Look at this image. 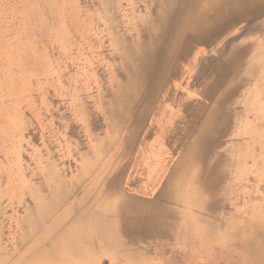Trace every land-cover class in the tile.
Here are the masks:
<instances>
[{
    "label": "rangeland",
    "instance_id": "obj_1",
    "mask_svg": "<svg viewBox=\"0 0 264 264\" xmlns=\"http://www.w3.org/2000/svg\"><path fill=\"white\" fill-rule=\"evenodd\" d=\"M160 4L0 0V264H264V12L230 28L245 48L230 80V117L210 153L192 151L187 171L176 172L177 201L158 200L173 209L171 220L156 214L166 233L139 238L116 223L105 231L87 214L94 203L116 207L104 192L114 190L115 172L121 181L136 173L156 198L166 165L179 158L166 153L165 138L179 99L197 95L186 71L132 128L131 98L122 101L131 89L123 59L156 34L147 27ZM209 163L221 170L218 187L207 185Z\"/></svg>",
    "mask_w": 264,
    "mask_h": 264
},
{
    "label": "bare ground",
    "instance_id": "obj_2",
    "mask_svg": "<svg viewBox=\"0 0 264 264\" xmlns=\"http://www.w3.org/2000/svg\"><path fill=\"white\" fill-rule=\"evenodd\" d=\"M159 6L162 13L147 27V31L154 29L156 34H149V41L145 45L138 42V49L132 53L130 59H123V70L126 71V79L131 82V89L130 93L122 96V101L127 97L131 98L130 103L125 104L124 110L129 109L128 126L132 128L135 123H139L143 111L149 114L152 96L161 90L164 97H169L171 87H177L180 73L182 69L185 70L188 77L186 84L197 95L191 100L179 99V110L173 112L174 121L169 126L168 137L165 138L166 153L179 152V158L166 165L164 182L158 187L156 198L147 196L150 193L147 191L148 187L141 189L136 173H128L121 181V177L117 176L118 172H115L109 179H115L114 190L108 188L111 184H106L104 192L116 195V207L102 210V207L94 206V203L87 212L89 217L103 221L105 231L111 223H116L121 233L141 236L139 238L166 233L168 225L163 224L156 214L166 211L167 215L163 217L171 220L173 209L166 203L162 207L158 206V200L166 198L170 202L177 201V198L170 196L177 189L176 172L182 168V174L187 171L188 162L185 159H188L192 151L197 150L201 155L210 153V148L225 131L230 117L226 104L236 89V84L230 83V80L239 79L238 70L245 52V48L235 44L237 34L234 30L230 31V28L264 12V0H161ZM208 48L222 53L223 56L213 59L207 54ZM121 117L125 118L124 111ZM137 131L138 129L131 134L129 145L136 139ZM149 156H153V153ZM205 169L207 185L218 187L221 170L217 171L211 163ZM182 178L180 176L177 181ZM86 230L88 231L87 228ZM80 241L84 242L82 239ZM91 242L93 244L92 240Z\"/></svg>",
    "mask_w": 264,
    "mask_h": 264
}]
</instances>
